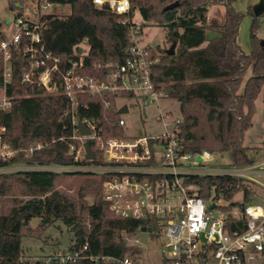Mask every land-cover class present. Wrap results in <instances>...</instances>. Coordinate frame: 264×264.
Returning <instances> with one entry per match:
<instances>
[{"label":"trees","instance_id":"1","mask_svg":"<svg viewBox=\"0 0 264 264\" xmlns=\"http://www.w3.org/2000/svg\"><path fill=\"white\" fill-rule=\"evenodd\" d=\"M58 1L69 4L71 13L49 18L43 30L48 52L71 56L72 48L87 39L90 52L85 58L84 75H96L95 63L126 62L132 42L128 27L119 24L117 15L96 8L92 0ZM18 2L11 1L10 9L18 10ZM175 2L179 3L178 7L163 12ZM236 2L131 0V12L147 25L162 26L167 31V40L171 44L176 42L174 61L162 51L160 62L153 70V81L157 90L180 104L181 119L176 129L182 150L227 156L229 166L246 167L253 160L250 149L244 146V137L253 126L256 101L264 90V39L257 34L262 22L254 16L253 5L244 14L236 9ZM211 6L223 7L222 24L209 19ZM245 15L251 17L249 54L238 43ZM13 60L14 79L8 94L18 98L11 111L0 112V143L16 153L9 159H0V168L74 164L69 154L73 126L71 119L64 116L68 99L22 84L21 76L28 70L30 60L21 53H15ZM1 70L0 65V73ZM119 99L139 98L124 92L84 95L80 98L79 113L81 117L100 119L105 137H121L124 130L118 123ZM36 143L45 146L29 156L28 148ZM90 147L96 156L95 163H102L101 154L92 142ZM72 177L81 178L76 196L57 188L61 179ZM104 180V176L84 173L35 170L0 173V264H58L36 259L29 262L22 247L24 237L41 238L44 231L57 223H62L70 234L69 251H83L85 257L120 258L138 254L139 250L129 246L121 234L134 236L148 222L115 218L103 199ZM187 181L195 185L205 200L216 197L232 202L241 194L242 201L232 205L256 201V188L239 178L192 176ZM36 218L40 223L33 228L30 223ZM162 235L157 227L155 236ZM86 243L88 250H83ZM56 244L62 248L59 240ZM76 264L93 263L81 259Z\"/></svg>","mask_w":264,"mask_h":264},{"label":"built area","instance_id":"2","mask_svg":"<svg viewBox=\"0 0 264 264\" xmlns=\"http://www.w3.org/2000/svg\"><path fill=\"white\" fill-rule=\"evenodd\" d=\"M98 9L117 15L119 24L127 26L132 46L125 63H95L96 75H84L85 58L89 55L87 39L72 48L71 56H55L46 50L43 30L49 18L66 16L57 12L62 4L58 0H39L36 17L26 18L22 4L11 10L5 34L0 42V112H9L17 96L8 94L13 84L14 54L28 57L30 64L21 76V83L32 90L40 88L45 94L64 95L68 109L64 116L71 119L73 132L69 154L74 164L67 166H35L23 169L18 166L0 168V173L15 171H47L58 173H84L104 176L103 199L115 218L148 222L140 228L162 230L165 243L162 247V264H264V162L246 167L208 168L203 164L215 155L208 151L186 153L182 150L177 133L180 120L167 122L161 116L164 133L159 136H132L126 133V121L120 118L124 130L121 137H105L101 120L81 117L80 98L108 93H129L138 97H151L154 101L166 97L157 90L153 81L154 67L161 54L153 46H141L139 40L147 24L131 12V0H92ZM71 8V6H70ZM69 15V14H68ZM260 20L264 27V14ZM1 30V29H0ZM264 39V31L263 37ZM82 44L88 46L86 51ZM120 100V99H119ZM118 100V101H119ZM87 108L86 105H84ZM123 106L118 105V110ZM124 114L120 115L123 116ZM82 124L88 134L79 129ZM63 140V139H61ZM90 142L100 152L102 163L97 164ZM94 154L87 159V149ZM36 143L28 148V155L43 149ZM16 151L0 143V159L14 156ZM23 167V166H22ZM192 176H230L244 180L263 192L256 201L243 206L235 201L211 197L205 200L193 184ZM137 234L123 232L121 237L138 249ZM86 243L83 250H88ZM140 254L124 257L83 256V251H59L36 259L58 264H76L87 259L93 264H141ZM35 259L28 260L29 262Z\"/></svg>","mask_w":264,"mask_h":264},{"label":"rangeland","instance_id":"3","mask_svg":"<svg viewBox=\"0 0 264 264\" xmlns=\"http://www.w3.org/2000/svg\"><path fill=\"white\" fill-rule=\"evenodd\" d=\"M11 1L21 2L22 12L26 18L37 16L34 10L38 7L39 0H0V29L2 34H5L7 20L12 17L10 9ZM253 2L257 3L258 0H253ZM249 3L250 0H237L235 7L238 11L246 14ZM57 12L61 15H68L71 13V8L67 5H61L57 8ZM208 15L210 20H216L219 24H222L224 21V9L222 6H211ZM137 19L140 20L139 17H137ZM250 27L251 17L245 15L240 26L239 45L242 50L248 54L251 52V43L249 39ZM263 31L264 27H261L257 31L260 38L263 37ZM166 34L167 31L162 26L150 24L144 27L143 35L141 36L139 43L141 46H153L158 48V51L162 56V51L169 49L172 45L167 40ZM207 34L208 36L211 35L210 32H207ZM81 47L86 51L88 50V46L85 44H82ZM118 105L120 107L124 105L128 106V112L121 117L126 121V133L132 136L162 135L164 133V128L162 123L158 122L162 115L166 116L168 123H171L173 120L181 119L179 102L168 97L160 98L158 101H154L151 97H142L136 100L120 99ZM247 134L245 146L250 147V150L252 151V149H254L253 147L258 145L261 138L264 136V90L256 101L253 126L247 131ZM203 165L208 168L224 169L229 166V158L227 156H215L212 161L205 162ZM18 167L28 169V167ZM80 183L81 178H65L59 181L57 188L72 196H76ZM256 192V195H263V192L259 189H256ZM18 198L23 197L18 195ZM24 200H27V198H24ZM235 201L241 202L242 195H237ZM39 223L40 220L36 218L33 219L30 224L33 228H36ZM66 233H68L67 228L62 223H57L55 226L44 231L41 238L24 237L22 240V247L25 259H43L46 256L59 251L61 247L56 243L58 240L60 241L61 237ZM136 238L139 240L138 250L141 255L139 262L141 264H162V247L165 243V239L163 237L159 238L153 236L152 230L138 232ZM45 240H47L48 243H45Z\"/></svg>","mask_w":264,"mask_h":264},{"label":"water","instance_id":"4","mask_svg":"<svg viewBox=\"0 0 264 264\" xmlns=\"http://www.w3.org/2000/svg\"><path fill=\"white\" fill-rule=\"evenodd\" d=\"M178 5H179L178 2L170 4L163 9V12L173 10L176 7H178ZM253 14L257 18L264 14V0H258L257 3L253 4ZM0 28H1V25H0ZM0 34H1V30H0ZM262 43L264 44V42H262ZM175 48H176V42H173L171 47L169 49L165 50L166 55L172 57V62L174 61L173 56L175 54ZM127 112H128V106L127 105H124L122 108H120L118 110L119 115L125 114ZM79 129L81 130V132L83 134H88V132L85 130V128L83 127L82 124L79 125ZM85 147L87 149V159H89V160L93 159L94 154L91 151V149L89 148V145L86 144ZM146 231H147L146 228L142 229V232H146ZM60 243H61L63 248H69L71 246L70 234L66 233L63 237H61Z\"/></svg>","mask_w":264,"mask_h":264},{"label":"crops","instance_id":"5","mask_svg":"<svg viewBox=\"0 0 264 264\" xmlns=\"http://www.w3.org/2000/svg\"><path fill=\"white\" fill-rule=\"evenodd\" d=\"M255 2H253L252 0H250V3L248 6L253 5ZM238 43H239V37H238ZM247 133L245 134L244 137V146H245V141H246V137H247ZM250 138V135H249ZM264 136L263 138H261L260 143L258 145H255V147H253L254 149H252V151H249V156L250 158L253 160V164H259L264 162ZM247 147V146H245ZM250 149V147H247ZM257 149V150H256Z\"/></svg>","mask_w":264,"mask_h":264}]
</instances>
